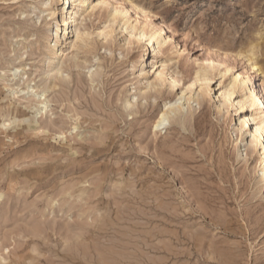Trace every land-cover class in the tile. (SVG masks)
I'll return each instance as SVG.
<instances>
[{
	"label": "rangeland",
	"instance_id": "374dc122",
	"mask_svg": "<svg viewBox=\"0 0 264 264\" xmlns=\"http://www.w3.org/2000/svg\"><path fill=\"white\" fill-rule=\"evenodd\" d=\"M103 1L78 20L79 38L62 35L71 78L46 91L40 114L34 92L54 81L59 46L49 8L61 1L0 0V264H264V188L235 125L256 110H218L248 56L264 89V0ZM115 8L162 29L159 55L124 20L106 28ZM200 67H213L210 88L196 82L182 118L156 128Z\"/></svg>",
	"mask_w": 264,
	"mask_h": 264
},
{
	"label": "bare ground",
	"instance_id": "6f19581e",
	"mask_svg": "<svg viewBox=\"0 0 264 264\" xmlns=\"http://www.w3.org/2000/svg\"><path fill=\"white\" fill-rule=\"evenodd\" d=\"M60 1H61L60 5L49 8L50 15L52 16L51 19L57 20V22L55 21L57 23V24L55 23L56 29L54 28L55 27L54 26L49 30L51 33L50 36L52 35L54 39H56L55 43L56 44L59 43V46L57 45L54 46L53 44L54 48L52 52L50 53L51 58L49 59L50 61L48 64L52 69L51 70L49 69L50 71L47 70L49 72H47L46 77H47V80L54 78L53 79L54 81L51 82L50 85L43 91L38 92L36 90L34 92L36 93L35 95H37L35 102L39 104L40 106L39 108L40 114H41V111H43L44 109L46 110L48 106V99L46 96V91L56 86L57 79L60 82L61 79L62 80L66 79V77L71 78V76H68V74H71L69 73L71 71H69L68 74L65 75L62 67H59L60 60H62V58L65 55V53L62 51L63 50L62 44L64 41L67 40V38L63 40L62 35H69L71 32L76 30L75 32L77 34V37L79 38L82 35V32L79 30V28L76 29L77 27L76 25H78L79 23L78 20L81 19L80 24H83L82 22L86 19V16L92 15L93 12L96 11L97 9L103 10L106 6H108V2L103 1V0L97 3H94V4L93 2L89 0H74L75 3L73 5L76 6V8L71 9V5H69L67 9L66 3L67 1L69 3L71 0H60ZM61 16H62V19H60ZM61 20L63 24L59 23L61 22ZM122 20H124L125 22L123 26L124 31H127L131 36H135L137 38L136 40L138 43L143 42V41L146 43L148 42L147 44L151 46L152 51L154 52V55L160 54L161 46L163 45V41L161 39V31H162L161 28L157 29L156 27V29H151L150 31H147L145 27H141L137 22L135 23L131 22L127 17V11H122L116 8L113 11H110L108 13V19H107L108 26L106 25V28L110 26H114L116 23ZM61 26L63 27L60 28ZM249 52H251V54L254 55L255 54L254 48L250 49ZM247 61L249 63H248L247 68L244 70V72L233 75V77L230 79L228 83V86H229L228 89H226L225 92H222V96L224 97V100L222 101L220 100L221 103L218 106V110L221 111V109H224V108L227 109L228 104H230L231 107H234L236 112H238L239 109L241 111H244V110H247L248 108L251 109V107L252 109L256 110L255 113L243 114V115L238 116L236 119L237 121L235 122L236 123L235 125L238 127L239 132L241 134L240 135L241 137H239L240 139H237L238 143L242 144V142L245 141L246 145H248L250 149L256 153L255 154L256 163L258 166L257 172H256V178L259 183L258 188L260 187L261 189H263L264 188V110L261 109V106L264 105V89L262 88V85H259V86L257 85L256 83L257 80L255 81V77L259 74H262L263 69L258 64V62L252 60L250 56H248ZM75 65L79 66L80 64L76 61ZM165 70H166V66L163 65L162 70L160 71L159 75L160 76L164 75ZM212 70H213V67H210V69H206L205 67H200V69L196 72V77H195V80L192 86H186V88L181 91V93L178 95L175 101L170 102L169 104L165 106V109L161 112L160 118L157 121L156 128H161L167 121L168 122L171 121L170 119L175 118L176 116H178L179 119L182 118L180 117V114L183 109V105H185V102L190 104L191 101L194 100V96L189 95L187 91L189 90L192 93V87L198 81H204L206 83V88H210V84L213 83V80L216 77V74L213 73ZM229 71H230V68H227L223 72L224 74H222V71H220L219 74H222V77H225V75L229 73ZM89 73H90L89 75L90 78L88 79H90V81L94 80L95 78H97L98 76L102 74L100 70L97 68L94 71L90 70ZM252 73H255V74L252 75ZM176 74L177 75L172 77V87L177 86V84H180L179 82L181 81L180 79L176 77L178 76L179 73L177 72ZM23 75H25V72L23 73ZM29 88H31V86H28V89ZM147 88L149 91H155L156 95L162 94L161 89H158V84H153L150 82ZM14 93H16V91ZM144 93L148 94L149 92L148 93L144 92ZM235 94H237V97H239L237 103H235V100H233V97ZM204 95H205V92H202L199 95L198 99L202 100ZM131 96H134V95H131ZM132 98L126 100L125 108L132 109L134 106H136L137 102L134 101L135 99L132 100ZM142 104L140 105L142 106ZM133 109L132 111H134ZM7 113L9 112L6 111V114ZM3 125H6V123L4 122ZM243 136L245 137L242 139ZM1 195L2 193H0V198H1Z\"/></svg>",
	"mask_w": 264,
	"mask_h": 264
}]
</instances>
